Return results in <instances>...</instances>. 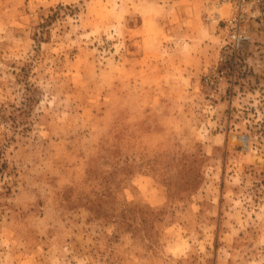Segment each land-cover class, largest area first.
<instances>
[{
  "label": "rangeland",
  "instance_id": "obj_1",
  "mask_svg": "<svg viewBox=\"0 0 264 264\" xmlns=\"http://www.w3.org/2000/svg\"><path fill=\"white\" fill-rule=\"evenodd\" d=\"M207 11L0 0V264H264V7Z\"/></svg>",
  "mask_w": 264,
  "mask_h": 264
},
{
  "label": "built area",
  "instance_id": "obj_2",
  "mask_svg": "<svg viewBox=\"0 0 264 264\" xmlns=\"http://www.w3.org/2000/svg\"><path fill=\"white\" fill-rule=\"evenodd\" d=\"M205 4L208 10L207 18L219 25L224 23L232 32V44L239 45L243 23L264 7V0H205ZM225 9L227 14L224 13Z\"/></svg>",
  "mask_w": 264,
  "mask_h": 264
},
{
  "label": "water",
  "instance_id": "obj_3",
  "mask_svg": "<svg viewBox=\"0 0 264 264\" xmlns=\"http://www.w3.org/2000/svg\"><path fill=\"white\" fill-rule=\"evenodd\" d=\"M245 140H246V143H247V142H248V138L246 137V139H245Z\"/></svg>",
  "mask_w": 264,
  "mask_h": 264
}]
</instances>
